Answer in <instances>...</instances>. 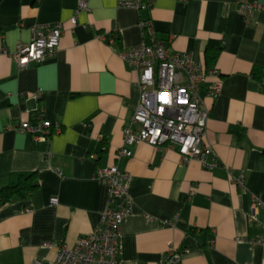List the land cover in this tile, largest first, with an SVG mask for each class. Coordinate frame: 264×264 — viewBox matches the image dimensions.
Returning <instances> with one entry per match:
<instances>
[{
    "label": "crops",
    "instance_id": "0c3cea01",
    "mask_svg": "<svg viewBox=\"0 0 264 264\" xmlns=\"http://www.w3.org/2000/svg\"><path fill=\"white\" fill-rule=\"evenodd\" d=\"M76 7L77 0H0V48L27 42L36 25L60 21L63 29L55 55L41 63L19 69L0 52V187L12 172H35L38 182L29 197L0 204V264H50L59 245L96 228L108 188L94 174L112 164L128 175L113 203L129 210L118 264H158L169 246L182 252L179 264H264V229L248 220L251 194L264 201V10L245 21L235 0H153L148 10L88 0L72 24ZM141 18L169 51L216 70L200 89L211 168L146 142L115 156L140 95L138 74L120 53L141 43ZM211 42L220 45L214 62L205 57ZM216 79L212 100L205 90ZM39 115L61 132L40 141L15 130ZM240 171L245 190L232 179ZM256 216L264 221V208Z\"/></svg>",
    "mask_w": 264,
    "mask_h": 264
},
{
    "label": "built area",
    "instance_id": "2783aa9c",
    "mask_svg": "<svg viewBox=\"0 0 264 264\" xmlns=\"http://www.w3.org/2000/svg\"><path fill=\"white\" fill-rule=\"evenodd\" d=\"M117 6L148 10L153 0H116ZM236 11L247 21L264 5L251 0H235ZM88 10V0H77V7L70 18L76 24L77 14ZM142 41L136 46L123 49L120 57L138 74L139 99L131 108L128 123L122 131L123 145L115 152L116 157L130 156L132 145L146 142L155 148H173L181 163L196 159L203 167L217 164L212 149L205 139L208 108L203 105L200 89L208 74L189 52H171L167 42L157 36L149 18H141ZM60 21L36 25L31 28L27 42H18L14 48L3 46L0 52L11 57L19 69L31 63L38 64L55 55L62 34ZM116 34L108 40L113 43ZM221 81L216 79L205 90V96L214 100L220 93ZM35 140L45 141L61 132L59 122H50L40 115L34 122L21 120L15 127ZM95 159V154L89 155ZM60 174L59 171H57ZM94 179L108 188V200L101 212L99 223L91 232L80 236L72 246L61 244L50 264H118L121 223L128 208L113 205L116 198L125 193L128 175L115 164L98 167ZM245 190L243 172L232 177ZM249 222L264 229V221L256 216V210L264 208V201L256 194L250 196ZM182 252L171 246L162 254L158 264H179ZM29 264H36L30 262Z\"/></svg>",
    "mask_w": 264,
    "mask_h": 264
},
{
    "label": "trees",
    "instance_id": "16d2710c",
    "mask_svg": "<svg viewBox=\"0 0 264 264\" xmlns=\"http://www.w3.org/2000/svg\"><path fill=\"white\" fill-rule=\"evenodd\" d=\"M219 50V43H208L205 49L206 61L214 62ZM37 187L38 182L35 172H12L7 183L0 187V204L14 198L29 197Z\"/></svg>",
    "mask_w": 264,
    "mask_h": 264
}]
</instances>
